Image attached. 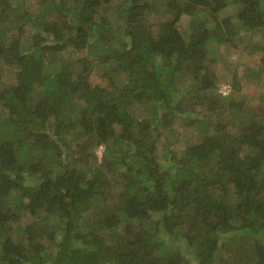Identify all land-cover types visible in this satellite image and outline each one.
Returning a JSON list of instances; mask_svg holds the SVG:
<instances>
[{
  "label": "trees",
  "instance_id": "16d2710c",
  "mask_svg": "<svg viewBox=\"0 0 264 264\" xmlns=\"http://www.w3.org/2000/svg\"><path fill=\"white\" fill-rule=\"evenodd\" d=\"M110 1L0 0V264H264V105L213 91L209 53L226 42L264 69V0H122L120 30ZM157 2L169 15L145 23ZM68 48L111 84L85 56L45 60ZM172 119L195 128L182 157Z\"/></svg>",
  "mask_w": 264,
  "mask_h": 264
},
{
  "label": "rangeland",
  "instance_id": "374dc122",
  "mask_svg": "<svg viewBox=\"0 0 264 264\" xmlns=\"http://www.w3.org/2000/svg\"><path fill=\"white\" fill-rule=\"evenodd\" d=\"M122 0H111L109 3L105 4L99 12L108 17L112 22V27L114 30L122 29V17L121 13H119V6ZM151 2L153 0H150ZM26 3L29 4L32 8L36 6L37 0H26ZM163 5L160 2L156 3L155 11L148 13L146 12L143 16L145 23L147 24H156L157 22L163 20L165 16L169 14L163 13ZM1 8V4H0ZM235 12V8L232 5H229L225 9L220 12L221 16H226L228 14H232ZM18 21V22H17ZM23 22L22 18L16 19L11 18L10 23L17 27ZM20 23V24H18ZM190 23V17L183 15L180 22V27H187ZM251 37L247 36L245 40H249ZM245 43V42H244ZM216 59L214 69L218 72L217 78V86L213 91H217L222 95L227 94L229 92L232 93L233 101L239 103L242 101L244 103V107H249L251 112H258V110L263 109L264 105V69H261L262 64L258 57H251L243 52L241 49L234 50L232 46H230L226 42H221L219 44L212 45L210 52ZM85 56L89 59V65L85 68L88 80L91 83H99L100 85H110L106 80H104V76L106 72L109 70L108 63L100 64L97 61L96 55L93 56L88 54L87 50H82L79 52L74 51L71 48L66 50L57 52V53H47L46 61L53 64L64 61H72L76 60V58H81ZM83 67L78 66L79 71H81ZM2 73V84L3 86H8L14 82V69L12 67H0ZM83 71V70H82ZM123 77V82L125 77ZM121 81V78L119 82ZM235 81L239 82L240 87H233L232 83ZM183 84V83H182ZM148 110L151 109V105L149 103L143 104H134L133 108L130 110V114L134 119L141 118L143 116H148ZM259 110V111H260ZM200 111V110H198ZM207 111H205L206 113ZM193 114V113H192ZM191 116L193 117V115ZM201 113L199 112V116L201 117ZM229 119V117L227 118ZM174 131L179 134V137L176 141L170 146V150L173 151L177 156H184L185 147L189 142L190 137L193 135V131L195 128L184 124L182 120L172 119L171 124ZM102 146H100L96 150V155L100 158ZM161 146L158 149V154L160 155L162 150H160ZM162 149V148H161ZM231 190V188H229ZM221 194V189L218 190ZM35 220L33 216L28 213H24L21 215L22 223H31Z\"/></svg>",
  "mask_w": 264,
  "mask_h": 264
}]
</instances>
